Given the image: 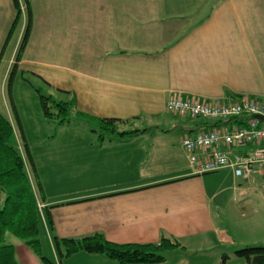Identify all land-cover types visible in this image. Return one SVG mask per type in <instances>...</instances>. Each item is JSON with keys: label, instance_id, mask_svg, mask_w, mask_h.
Segmentation results:
<instances>
[{"label": "crops", "instance_id": "obj_1", "mask_svg": "<svg viewBox=\"0 0 264 264\" xmlns=\"http://www.w3.org/2000/svg\"><path fill=\"white\" fill-rule=\"evenodd\" d=\"M200 1L29 0L31 26L16 60L26 16L7 38L16 9L0 0V113L17 144L27 143L42 251L46 245L55 264L121 263L84 251L60 256L53 235L179 244L162 262L130 264H220L223 254L225 264H241L235 250L264 245L263 226L250 222L259 215L254 202L264 208L263 175L244 180L228 167L192 174L180 136L211 123L166 109L172 96L224 103L246 95L264 103V0H217L195 14ZM36 89L74 97L73 114L92 118L74 114L48 134ZM98 118L140 130L102 131ZM219 197L232 205L229 216L248 217L241 226L220 224L229 217L219 215ZM12 244L19 264H42L21 240ZM185 251L210 260L182 262Z\"/></svg>", "mask_w": 264, "mask_h": 264}, {"label": "trees", "instance_id": "obj_2", "mask_svg": "<svg viewBox=\"0 0 264 264\" xmlns=\"http://www.w3.org/2000/svg\"><path fill=\"white\" fill-rule=\"evenodd\" d=\"M24 1L26 2V22L22 40L16 53V60H19L22 55L31 26V11L27 7L29 0ZM207 2L208 0H201L195 14L203 11L205 6L209 5ZM13 3L16 14L7 38L16 29L22 17L20 1L13 0ZM36 91L38 92L42 114L47 122L54 120L58 126L67 125L71 123L74 114L79 117L92 118L80 112H74L73 114L74 97L67 100H58L49 94L40 93L38 89ZM94 120L102 131L127 133L140 130L120 131L118 129L120 121L118 119L98 118ZM23 146L26 159L32 164L27 143H24ZM23 152L17 145L11 123L0 113V191L3 195L0 202V264H19L15 257L14 245L5 240L6 233H10L21 240L42 264H55L42 251L38 197L26 169ZM36 185L39 186L38 178H36ZM47 223L51 229V220L48 217ZM52 239L60 256L79 251L100 253L121 264L159 263L165 260V253L168 250L179 245L175 239L167 237H162L158 242L115 243L108 241L99 233L80 238H58L53 235ZM234 255L243 258L249 264H264V245L245 246L235 250ZM226 259L227 255L223 254L220 264H225Z\"/></svg>", "mask_w": 264, "mask_h": 264}, {"label": "built area", "instance_id": "obj_3", "mask_svg": "<svg viewBox=\"0 0 264 264\" xmlns=\"http://www.w3.org/2000/svg\"><path fill=\"white\" fill-rule=\"evenodd\" d=\"M166 109L211 123L201 124L194 134L186 133L180 140L192 174L228 167L244 180L253 179L256 174L263 175L264 180V119L257 118V115L264 117L263 102L246 95L224 103L172 96L166 102ZM41 207L38 204L39 210Z\"/></svg>", "mask_w": 264, "mask_h": 264}, {"label": "rangeland", "instance_id": "obj_4", "mask_svg": "<svg viewBox=\"0 0 264 264\" xmlns=\"http://www.w3.org/2000/svg\"><path fill=\"white\" fill-rule=\"evenodd\" d=\"M217 0H208V4H210V3H215ZM21 5H22V9L21 10H23L22 11V15H25V11H26V7H24V2H23V0H20V7H21ZM202 13V11L200 12V14ZM199 16H201V15H199ZM21 40H22V36H21V38H20V43H21ZM19 43V44H20ZM56 97L57 98H60V95L59 94H56ZM42 112V111H41ZM40 115H41V113H40ZM43 117V116H42ZM73 117V119L75 118L74 116H72ZM73 121H78V120H73ZM81 122H84L83 120H80ZM80 121H78V122H80ZM85 123V122H84ZM76 124V123H75ZM44 125V130L45 131H47V133L48 134H53L55 131H57L58 130V128H59V126L56 124V122H54V120H51V121H46V120H44V123H43V118H42V121H41V123H40V126H43ZM75 126V125H74ZM180 138H182V135L180 136ZM21 143H20V145L21 146H23V144L25 143L24 141H20ZM33 142V141H32ZM18 145V147L20 148V150L23 152L24 151V149H22L23 147H21L19 144H17ZM23 157L24 158H26V155H25V153L23 152ZM28 174H29V172H28ZM31 175V176H30ZM29 177H31V178H33V173H30L29 174ZM206 180V183L208 184L210 181H212L213 179H215V177L214 176H212V175H210V176H207L206 178H205ZM229 194V192H227L226 193V195H228ZM226 195H224L223 197H226ZM231 196V195H230ZM223 197H219V199H217L218 201H220L221 202V204H223V205H220L219 206V208L222 210H219V215H222V214H226V217H229L228 219L226 218V219H223L222 217L220 218V220L222 221H220V224L221 225H228V224H231L232 225V227L235 229V222H238L239 223V226H241L242 225V223L243 222H245L246 220H247V218L248 217H244V218H241L240 217V213L236 216V215H233V216H229V213H231V210H232V205H230V204H228V202L229 201H223L224 200V198ZM227 199V198H226ZM228 200V199H227ZM219 202V203H220ZM217 204V206L219 205L218 204V202L216 203ZM255 205H258V210H259V215L257 214V213H255L254 214V219H251V223L252 224H256V223H258L259 224V226H263V228H262V230H261V236L264 238V216H262V215H264V208L262 207V205H261V202L259 201V202H254V204H253V207L255 208ZM241 210H243V209H241ZM241 210H239V211H241ZM261 214V215H260ZM245 219V220H244ZM247 227H249L248 225H247ZM259 229H261V228H259ZM242 231V230H241ZM5 240L7 241V242H10V243H17L18 241H20L18 238H16V237H14L13 235H11L10 233H6V235H5ZM206 248H208V247H206ZM226 249H228V247H225L224 248V251H227ZM44 253H46V254H50V250H49V248L45 245V247H44ZM175 257V256H174ZM173 258V257H172ZM191 259V260H197V261H209L210 259H209V257H206V259L207 260H205V258H203V259H201V257H200V255L199 254H197V255H195V256H191L190 257V253L189 252H187V251H185V252H181V254H180V258H179V260L180 261H185V262H187V261H189L188 259ZM190 260V261H191ZM189 261V262H190ZM235 261H239V263H241V264H245V261H244V259H239V258H236V260ZM234 264H236V263H234Z\"/></svg>", "mask_w": 264, "mask_h": 264}, {"label": "water", "instance_id": "obj_5", "mask_svg": "<svg viewBox=\"0 0 264 264\" xmlns=\"http://www.w3.org/2000/svg\"><path fill=\"white\" fill-rule=\"evenodd\" d=\"M257 118L264 119V117H261V116H259V115H257Z\"/></svg>", "mask_w": 264, "mask_h": 264}]
</instances>
